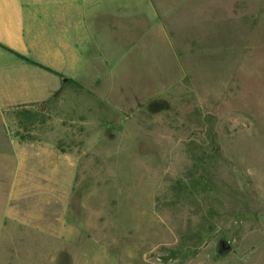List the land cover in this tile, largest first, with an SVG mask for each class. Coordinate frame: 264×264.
<instances>
[{
	"label": "rangeland",
	"instance_id": "rangeland-1",
	"mask_svg": "<svg viewBox=\"0 0 264 264\" xmlns=\"http://www.w3.org/2000/svg\"><path fill=\"white\" fill-rule=\"evenodd\" d=\"M83 2L80 78L0 104V150L62 166L56 196L0 183V264H264V0Z\"/></svg>",
	"mask_w": 264,
	"mask_h": 264
},
{
	"label": "crops",
	"instance_id": "crops-1",
	"mask_svg": "<svg viewBox=\"0 0 264 264\" xmlns=\"http://www.w3.org/2000/svg\"><path fill=\"white\" fill-rule=\"evenodd\" d=\"M87 4L93 5L83 0H0V45L5 47H0V59H15V66H0V104L7 107L3 111L6 120H13L6 113L9 108L47 102L62 92L67 79L80 78L74 76L83 70L77 65L82 53L77 44L78 12ZM100 18L92 13L91 21L98 24ZM103 26H96V34ZM83 30L88 32L85 18ZM90 45L89 52L101 56L96 43ZM10 68H16L17 72H13L17 74L13 75ZM32 68L51 75L55 86L32 82ZM5 70L12 75H5ZM10 143L12 150H0V183L12 186L11 196H56L51 187L53 179L61 177V163L32 162L28 155L31 144L20 143L14 137Z\"/></svg>",
	"mask_w": 264,
	"mask_h": 264
},
{
	"label": "water",
	"instance_id": "water-1",
	"mask_svg": "<svg viewBox=\"0 0 264 264\" xmlns=\"http://www.w3.org/2000/svg\"><path fill=\"white\" fill-rule=\"evenodd\" d=\"M220 250L221 252L227 253L231 251V246L224 240L220 242Z\"/></svg>",
	"mask_w": 264,
	"mask_h": 264
},
{
	"label": "trees",
	"instance_id": "trees-1",
	"mask_svg": "<svg viewBox=\"0 0 264 264\" xmlns=\"http://www.w3.org/2000/svg\"><path fill=\"white\" fill-rule=\"evenodd\" d=\"M0 47L5 48V47L2 46V45H0ZM32 63L35 64V65H37V66H39V67H41V68H44V69H46V70L52 72V70H50L49 68H46L45 66H42V65H40V64H38V63H35V62H32Z\"/></svg>",
	"mask_w": 264,
	"mask_h": 264
}]
</instances>
